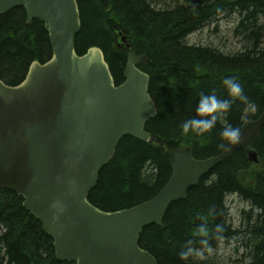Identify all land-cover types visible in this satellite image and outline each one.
<instances>
[{"label":"trees","instance_id":"1","mask_svg":"<svg viewBox=\"0 0 264 264\" xmlns=\"http://www.w3.org/2000/svg\"><path fill=\"white\" fill-rule=\"evenodd\" d=\"M77 1L81 16L77 53L100 47L120 84L127 62L124 37L146 59L139 67L150 75L149 93L157 108L156 117L146 124L154 141L124 136L102 168L89 194L96 207L113 211L152 198L172 173L168 150L189 146L196 158L217 155L222 152L225 126L242 130L264 112V0ZM219 18L232 21L236 48L189 42L191 34ZM51 55L44 22L34 18L28 23L24 6L0 15V79L5 83H20L34 60L43 63ZM229 76L239 79L251 104L236 99L226 112L217 114L210 131L184 133L183 122L199 116L201 93L231 99L223 84ZM253 149L258 162H264V126ZM252 163L243 149H236L190 187L185 199L169 206L162 225L144 228L140 246L158 264H228L208 253L233 241L237 258L231 264H264V172H256L247 181L245 173L256 165ZM230 195L250 206L240 212L238 224L231 217ZM23 201L15 191L0 189V264H75L56 258L52 237ZM201 223L209 229L210 250L200 244L204 237L196 234ZM217 224L224 229L220 239ZM188 240L197 251L181 259L178 253Z\"/></svg>","mask_w":264,"mask_h":264},{"label":"water","instance_id":"2","mask_svg":"<svg viewBox=\"0 0 264 264\" xmlns=\"http://www.w3.org/2000/svg\"><path fill=\"white\" fill-rule=\"evenodd\" d=\"M17 6L25 7L28 23L44 22L52 55L43 63L34 60L16 85L0 79V189L23 197L61 261L158 264L140 246L144 228L162 225L169 206L185 199L190 187L236 149L258 162L253 143L264 112L246 123L239 143L226 151L224 141L217 155L196 158L189 146L168 150L172 173L157 194L128 208L102 210L89 194L120 140L129 135L154 141L146 124L157 108L150 75L139 67L146 59L126 43L124 80L116 84L100 47L76 51L77 0H0V15Z\"/></svg>","mask_w":264,"mask_h":264},{"label":"clouds","instance_id":"3","mask_svg":"<svg viewBox=\"0 0 264 264\" xmlns=\"http://www.w3.org/2000/svg\"><path fill=\"white\" fill-rule=\"evenodd\" d=\"M223 84L227 88L231 99H221L215 94V92L210 94L201 93L199 103L196 108L199 116L187 119L183 122L182 131L184 133H188L190 130L201 134L210 131L216 124L217 114L226 112L231 107L232 102L236 99L246 104H251V101H249L248 97L244 94L243 85L240 83L237 77H225ZM221 136L223 137L224 141H226L225 145L227 146L223 145V147L227 151L233 145L239 143L241 139V129L239 126H233L229 124L223 128ZM209 211L211 213L214 211V209H210ZM201 219L206 218L201 217ZM223 231V226L217 224L215 232L218 239L222 238L221 233H223ZM196 234L204 237L200 240V244L210 250V245L206 239L209 234L207 224L201 223L198 225ZM192 243L193 242L191 240L185 242V246L182 247L181 251L178 253L181 259H187L194 251H197L192 247Z\"/></svg>","mask_w":264,"mask_h":264},{"label":"rangeland","instance_id":"4","mask_svg":"<svg viewBox=\"0 0 264 264\" xmlns=\"http://www.w3.org/2000/svg\"><path fill=\"white\" fill-rule=\"evenodd\" d=\"M234 27L232 21L228 18H219L217 21L211 23L210 26L204 27L189 36V42L200 44H214L220 46L224 50L229 48H236L238 43L232 35V28ZM259 161V160H258ZM253 167L245 173V178L249 181L253 175L258 171L264 172V162H253ZM230 207L231 217L235 224L239 223L240 212L248 210L250 206L247 202L241 200L237 195H230L227 198ZM236 243L233 241L223 242L218 249L210 251V256L216 257L220 262L231 264L237 258L234 253ZM230 258V259H228Z\"/></svg>","mask_w":264,"mask_h":264}]
</instances>
